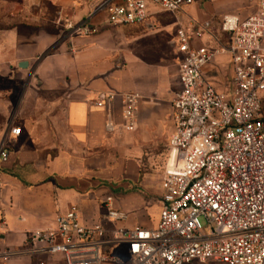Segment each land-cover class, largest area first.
Wrapping results in <instances>:
<instances>
[{
    "label": "crops",
    "instance_id": "obj_1",
    "mask_svg": "<svg viewBox=\"0 0 264 264\" xmlns=\"http://www.w3.org/2000/svg\"><path fill=\"white\" fill-rule=\"evenodd\" d=\"M1 1L12 10L8 26L0 28V147L9 152L0 160V253H13L0 264H65L61 256H30L26 233L52 228L72 207L82 224L98 225L108 197L127 215L120 226H143L124 224L130 214L124 206L143 201L140 208H153L156 215L143 227H155L160 159L168 150L172 102L180 90L177 30L195 32L209 22L192 44L218 48L228 42L220 34L223 19H245L256 0H194L181 12L151 5L145 23L119 26L107 22L101 9L107 0ZM83 21L96 31H75ZM204 73L218 91L228 90L229 56H216ZM127 92L141 95L133 132L120 127L121 94ZM109 94L113 101L96 104ZM110 116L114 130L106 128ZM15 126L20 136L11 133ZM141 168L153 173H144L140 191L132 190Z\"/></svg>",
    "mask_w": 264,
    "mask_h": 264
},
{
    "label": "built area",
    "instance_id": "obj_2",
    "mask_svg": "<svg viewBox=\"0 0 264 264\" xmlns=\"http://www.w3.org/2000/svg\"><path fill=\"white\" fill-rule=\"evenodd\" d=\"M194 0L108 1L107 22L145 23L154 5L181 12ZM228 42L218 48L192 44L210 28L177 30L180 90L172 102L173 129L162 176L159 220L155 227L125 228V212L105 200L102 223L86 226L72 207L46 230L26 233L30 256H61L65 264H264V0L245 19L225 17ZM81 34L96 31L83 21ZM218 55L230 58L229 89L218 91L204 69ZM109 94L96 104L113 101ZM139 92L121 94L120 127L137 128ZM106 128L114 130L112 116ZM11 133L20 136L15 126ZM8 150L0 147V160ZM13 251L0 253L8 260ZM40 264H44L43 261Z\"/></svg>",
    "mask_w": 264,
    "mask_h": 264
},
{
    "label": "rangeland",
    "instance_id": "obj_3",
    "mask_svg": "<svg viewBox=\"0 0 264 264\" xmlns=\"http://www.w3.org/2000/svg\"><path fill=\"white\" fill-rule=\"evenodd\" d=\"M11 10H12V7L10 5L7 4V2H2L0 0V28H5L8 26L9 22L11 21L10 20V17H11ZM220 34L222 36V39L223 40H226L227 38V34L222 32V29L220 27ZM224 37V38H223ZM262 111L264 112V106H263V109ZM165 147V146H164ZM164 149V148H163ZM166 150H165V154L164 156L162 157V159H160L161 161V165L165 164V161H166ZM144 173H153V171L150 169V168H141L140 170V174H139V181L137 183V185L134 187V189L132 190H136L137 191H140L141 187L139 186V182H141V179L143 178L144 176ZM153 187V191L156 192V194L158 193L157 191L159 190L158 188V185L156 183V181L154 180L153 183H151V188ZM155 188V189H154ZM140 193V192H139ZM141 194V193H140ZM146 198H148L149 200H155V195L154 194H145L144 195ZM145 202L143 201H138L137 202V205L136 204H128L127 206L125 205V209L126 210H129L130 211V214H129V217H128V220L124 222V224H135V225H143V226H147V224H149L150 221H153L156 219V215H155V212L153 208H149L146 206V207H143V208H140L142 204H144ZM138 206V207H136ZM124 212V211H123ZM193 264H220V263H217V262H205V263H193Z\"/></svg>",
    "mask_w": 264,
    "mask_h": 264
},
{
    "label": "water",
    "instance_id": "obj_4",
    "mask_svg": "<svg viewBox=\"0 0 264 264\" xmlns=\"http://www.w3.org/2000/svg\"><path fill=\"white\" fill-rule=\"evenodd\" d=\"M20 66H21V67H26V66H27V62H22V63L20 64Z\"/></svg>",
    "mask_w": 264,
    "mask_h": 264
}]
</instances>
